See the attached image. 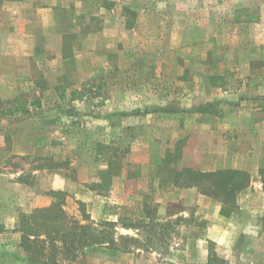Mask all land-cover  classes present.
Returning a JSON list of instances; mask_svg holds the SVG:
<instances>
[{"label":"rangeland","instance_id":"obj_1","mask_svg":"<svg viewBox=\"0 0 264 264\" xmlns=\"http://www.w3.org/2000/svg\"><path fill=\"white\" fill-rule=\"evenodd\" d=\"M253 105L264 0H0V264H264L260 202L182 185ZM55 204L114 244L26 243Z\"/></svg>","mask_w":264,"mask_h":264},{"label":"trees","instance_id":"obj_2","mask_svg":"<svg viewBox=\"0 0 264 264\" xmlns=\"http://www.w3.org/2000/svg\"><path fill=\"white\" fill-rule=\"evenodd\" d=\"M20 102V98H15L9 109L1 114L12 115L22 111L23 106ZM185 173L182 185L189 189L194 188L201 195L213 200H218L225 195L228 198L223 203L229 204L231 208L235 206V197L250 184V176L238 170L226 169L209 173L187 170ZM262 175L264 192V171ZM20 223L25 242L30 243L31 237H35L37 244L50 243L53 247L52 257L59 249L71 255L89 247L103 245L110 247L115 241L114 239L108 240L105 232L94 228L93 225L72 224L67 227L66 214L60 204L38 209L32 215L23 217ZM43 236L45 240L40 241ZM31 242L35 244L34 241Z\"/></svg>","mask_w":264,"mask_h":264},{"label":"crops","instance_id":"obj_3","mask_svg":"<svg viewBox=\"0 0 264 264\" xmlns=\"http://www.w3.org/2000/svg\"><path fill=\"white\" fill-rule=\"evenodd\" d=\"M244 107V106H242ZM250 107V106H246ZM248 109V119L250 123H247L243 117L241 110H238L239 117L236 120L228 119V129L235 127L246 130H253L254 135L246 137L242 135L239 139H232L226 141V143L212 142V153L209 157H212V167L207 168V164L199 166L201 171H216L221 169H232L246 172L250 176V184L248 188L241 192L240 196L245 203H251L252 200L260 202L261 213L264 210V192L263 184L260 182V171L264 169V113H261V109L257 105H253ZM245 110V112H248ZM262 115V116H261ZM244 124H243V123ZM246 124V125H245Z\"/></svg>","mask_w":264,"mask_h":264}]
</instances>
